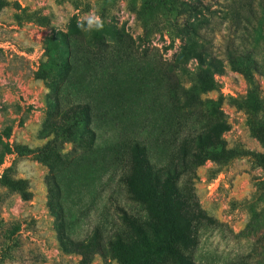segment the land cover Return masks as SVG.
<instances>
[{
	"label": "rangeland",
	"instance_id": "374dc122",
	"mask_svg": "<svg viewBox=\"0 0 264 264\" xmlns=\"http://www.w3.org/2000/svg\"><path fill=\"white\" fill-rule=\"evenodd\" d=\"M88 2L86 13L58 0H0V264H123L113 243L133 244L126 218L144 215L123 181L131 148L140 141L150 145L157 164L169 160L171 143H156L160 131L171 140L183 129L197 128L200 119L202 127V117L209 116L228 124L222 135L228 148L264 152L238 105L247 95V81L230 67L215 76L218 89L202 95L198 109H183L180 95L191 83L175 68L181 42L172 47L163 32L145 38L132 9L142 0H117L113 11L114 25L132 45L127 62L104 70L100 82L91 77L62 94L65 102H93L94 133L84 124L72 133L51 130L64 112L52 117L50 84L37 73L49 61V39L66 33L71 18L80 22L97 15L99 0ZM201 2L214 23L208 36L213 56L225 60L235 40L222 24L229 4ZM196 66L192 61L188 68ZM255 79L264 95V74ZM261 178L263 171L249 157L224 168L207 161L192 169L191 186L205 223L196 230L198 243L190 253L195 264H264V201L254 198ZM6 180L27 183L31 198L24 200ZM64 236L90 247L69 251ZM157 264L179 262L163 255Z\"/></svg>",
	"mask_w": 264,
	"mask_h": 264
},
{
	"label": "trees",
	"instance_id": "16d2710c",
	"mask_svg": "<svg viewBox=\"0 0 264 264\" xmlns=\"http://www.w3.org/2000/svg\"><path fill=\"white\" fill-rule=\"evenodd\" d=\"M58 1L71 3L86 13L91 9L88 0ZM201 1L142 0L139 8L132 4V9L146 39L163 32L172 47L178 40L181 42L175 68L188 76L191 83L189 88H183L180 95L185 101L183 109H198L201 96L218 89L215 76L223 75L227 67L244 76L248 92L238 105L247 113L252 137L264 149V95L255 79L256 73L264 74V0H226L229 5L222 24H227L235 40L227 47L225 60L213 56L208 36L214 23L204 15L203 10L208 9ZM116 5L117 0H99L97 16L103 22L102 29L87 30L88 21L79 22L75 16L70 19L66 33H57V41L49 39V61L41 66L37 77L50 84L52 117L64 112L59 122L50 125L51 130L72 133L84 124L87 133H94L93 102L81 98L65 102L62 94L91 77L100 82L104 78V70L113 71L127 62L132 45L128 36L114 25ZM236 6L239 9H235ZM78 24H83V28ZM192 61H196L197 66L190 71L188 67ZM112 76L114 78L113 73ZM202 118L205 121L202 127L200 119L195 124L197 128L183 129L171 140L164 131L159 132L157 146L161 142L162 146L171 143L169 160H160L157 164L150 145L140 141L131 148L129 172L123 181L133 199L142 205L144 215L135 219L126 218L135 237L133 244L122 239L113 243L123 264H157L163 255L170 256L179 264H195L190 253L198 243L196 230H201L205 223L191 186L194 167L211 161L224 168L237 158L249 157L264 174V152L228 148L222 140V135L229 130L228 124L213 122L209 116ZM184 124L180 123L179 129ZM6 185L19 192L24 200L31 198L27 183L6 180ZM254 198L264 201V178L257 180ZM55 209L57 212L63 210L59 203ZM62 241L69 251L90 247L65 236Z\"/></svg>",
	"mask_w": 264,
	"mask_h": 264
},
{
	"label": "clouds",
	"instance_id": "9594fccd",
	"mask_svg": "<svg viewBox=\"0 0 264 264\" xmlns=\"http://www.w3.org/2000/svg\"><path fill=\"white\" fill-rule=\"evenodd\" d=\"M86 19H87L88 25H89L87 30H91L93 28L100 30L103 28V22L99 16H97L95 14H90L89 16L86 17ZM78 26L83 28V24H78Z\"/></svg>",
	"mask_w": 264,
	"mask_h": 264
}]
</instances>
